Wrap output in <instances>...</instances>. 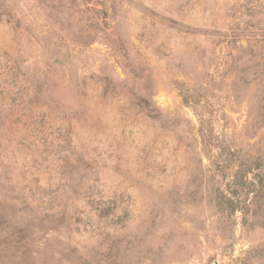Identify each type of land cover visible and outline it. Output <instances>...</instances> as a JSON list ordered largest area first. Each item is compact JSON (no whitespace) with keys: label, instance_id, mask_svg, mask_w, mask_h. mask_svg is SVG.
<instances>
[{"label":"rangeland","instance_id":"obj_1","mask_svg":"<svg viewBox=\"0 0 264 264\" xmlns=\"http://www.w3.org/2000/svg\"><path fill=\"white\" fill-rule=\"evenodd\" d=\"M0 218V264H264V0H0Z\"/></svg>","mask_w":264,"mask_h":264},{"label":"trees","instance_id":"obj_2","mask_svg":"<svg viewBox=\"0 0 264 264\" xmlns=\"http://www.w3.org/2000/svg\"><path fill=\"white\" fill-rule=\"evenodd\" d=\"M5 224H6V222L2 219V218H0V226H2V225H4L5 226ZM1 231V230H0ZM8 240V238H3L2 239V242H6ZM21 240H19V241H17L18 243L20 242Z\"/></svg>","mask_w":264,"mask_h":264}]
</instances>
